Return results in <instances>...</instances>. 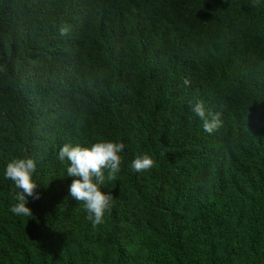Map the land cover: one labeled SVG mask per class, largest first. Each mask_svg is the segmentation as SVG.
<instances>
[{
  "label": "trees",
  "instance_id": "1",
  "mask_svg": "<svg viewBox=\"0 0 264 264\" xmlns=\"http://www.w3.org/2000/svg\"><path fill=\"white\" fill-rule=\"evenodd\" d=\"M100 141L124 149L93 225L58 151ZM0 264H264V0H0Z\"/></svg>",
  "mask_w": 264,
  "mask_h": 264
},
{
  "label": "clouds",
  "instance_id": "2",
  "mask_svg": "<svg viewBox=\"0 0 264 264\" xmlns=\"http://www.w3.org/2000/svg\"><path fill=\"white\" fill-rule=\"evenodd\" d=\"M67 31L61 28L63 35ZM190 111L202 121L203 131L212 133L218 126V118L205 108L202 101L190 103ZM124 144L113 141H100L89 146L65 144L58 151V158L67 161V177H72L68 187L69 195L76 201L83 202L93 225L103 223L105 213L112 207L111 194L102 191L105 183V172L108 180L115 178L120 171L121 156ZM154 161L148 155H142L131 162L135 172L149 170ZM36 162L32 158H14L4 168V178L11 180L18 190L14 199L16 203L10 208L14 215L30 216L31 209L27 206L29 198L38 199L35 192L37 185L32 177Z\"/></svg>",
  "mask_w": 264,
  "mask_h": 264
}]
</instances>
